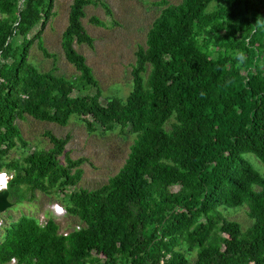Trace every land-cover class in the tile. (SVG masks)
<instances>
[{"label": "trees", "instance_id": "trees-1", "mask_svg": "<svg viewBox=\"0 0 264 264\" xmlns=\"http://www.w3.org/2000/svg\"><path fill=\"white\" fill-rule=\"evenodd\" d=\"M54 2L0 0V173L12 204L0 264H264V0L157 1L123 98H103L75 48L93 45L82 19L96 0H72L61 34L76 75L30 62L34 42L55 58L41 38ZM72 116L88 133L132 138L94 189L78 186L86 159L65 151L68 135L45 132L50 146L31 148L16 122L65 127ZM35 192L56 198L68 229L49 214L12 218ZM243 205L245 229L223 213Z\"/></svg>", "mask_w": 264, "mask_h": 264}, {"label": "rangeland", "instance_id": "rangeland-1", "mask_svg": "<svg viewBox=\"0 0 264 264\" xmlns=\"http://www.w3.org/2000/svg\"><path fill=\"white\" fill-rule=\"evenodd\" d=\"M97 5L85 8L82 24L87 33L93 38V45H75L76 50L86 58V63L99 83L103 98L117 96L123 98L131 89V65L134 63V53L139 46L145 45L146 33L159 14V0H96ZM177 4L181 0H166ZM72 0H55L53 15L42 29L41 38L47 51L54 54V60L44 58L36 48V42L29 50V60L41 71L51 68L55 63L57 75L70 78L76 75L73 66L66 62L61 49V34L67 24V14ZM91 17L97 18L98 23H91ZM39 27L32 30V37ZM72 116L67 126L61 127L51 123L38 122L30 117L16 121L20 132L31 148H48L50 146L45 132H51L57 137L69 136L65 151L72 158L84 157L86 162L81 165L83 174L79 187L94 189L105 184L123 164L128 153L131 137L119 132L99 135L88 133L84 125ZM254 164L261 165L254 156ZM9 177V176H8ZM59 207H56V206ZM14 207V206H13ZM19 211H10L12 218L21 213L35 216L44 222L46 214L52 216L60 225L62 231L67 227L64 218L65 211L54 196H45L35 192V199L29 203L16 205ZM62 209V212L60 209ZM246 205L223 212L230 219L247 228L251 221L246 215ZM7 212L2 213L5 216ZM0 220V226L2 225ZM68 229V228H67ZM191 257L190 264H192Z\"/></svg>", "mask_w": 264, "mask_h": 264}, {"label": "water", "instance_id": "water-1", "mask_svg": "<svg viewBox=\"0 0 264 264\" xmlns=\"http://www.w3.org/2000/svg\"><path fill=\"white\" fill-rule=\"evenodd\" d=\"M7 195L8 194L4 185L0 188V213H3L12 206L11 202L7 199Z\"/></svg>", "mask_w": 264, "mask_h": 264}, {"label": "bare ground", "instance_id": "bare-ground-1", "mask_svg": "<svg viewBox=\"0 0 264 264\" xmlns=\"http://www.w3.org/2000/svg\"><path fill=\"white\" fill-rule=\"evenodd\" d=\"M6 183V177L4 175H0V188L4 186Z\"/></svg>", "mask_w": 264, "mask_h": 264}, {"label": "built area", "instance_id": "built-area-1", "mask_svg": "<svg viewBox=\"0 0 264 264\" xmlns=\"http://www.w3.org/2000/svg\"><path fill=\"white\" fill-rule=\"evenodd\" d=\"M1 175H4L6 177V181L8 180V176L4 173H1ZM60 209V208H59ZM61 210V209H60ZM62 212V211H61ZM76 229H78V227H76ZM65 235V234H64ZM9 264H14V261L12 260Z\"/></svg>", "mask_w": 264, "mask_h": 264}, {"label": "clouds", "instance_id": "clouds-1", "mask_svg": "<svg viewBox=\"0 0 264 264\" xmlns=\"http://www.w3.org/2000/svg\"><path fill=\"white\" fill-rule=\"evenodd\" d=\"M0 175H1V173H0ZM7 182V181H6ZM6 184V183H5ZM56 207H59L58 205L56 206ZM61 211H62V209H61ZM14 259V258H13Z\"/></svg>", "mask_w": 264, "mask_h": 264}]
</instances>
